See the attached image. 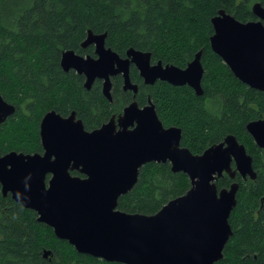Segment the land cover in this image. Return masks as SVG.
<instances>
[{
	"label": "trees",
	"instance_id": "16d2710c",
	"mask_svg": "<svg viewBox=\"0 0 264 264\" xmlns=\"http://www.w3.org/2000/svg\"><path fill=\"white\" fill-rule=\"evenodd\" d=\"M264 0H0V94L15 111L0 123V153L40 152L38 123L50 108L74 109L88 129L99 127L130 99L113 81L112 101L100 81L89 89L81 74L60 66L63 50L93 56L82 48L87 31L106 32L105 46L123 56L129 47L149 51L159 59L184 67L202 50L203 93L187 85L158 81L149 87L159 118L181 128V144L201 153L232 133L252 154L254 179L239 175L237 203L229 216L232 234L223 257L214 264H264V147L247 132L246 123L264 117V92L238 80L209 46L210 18L224 9L241 21L254 19L251 4ZM227 174L216 185L227 187ZM190 186L188 176L168 162H148L139 168L134 186L118 198L117 208L153 214ZM0 264H122L77 252L57 238L0 188Z\"/></svg>",
	"mask_w": 264,
	"mask_h": 264
},
{
	"label": "water",
	"instance_id": "95a60500",
	"mask_svg": "<svg viewBox=\"0 0 264 264\" xmlns=\"http://www.w3.org/2000/svg\"><path fill=\"white\" fill-rule=\"evenodd\" d=\"M255 19L241 21L224 9L210 18V49L233 75L264 92V6L251 4ZM106 32L87 31L81 46H94V56L63 50L60 66L85 77L89 89L102 80V94L111 100V76L122 74L123 89L137 87L129 78L133 63L145 83L157 79L174 86L187 85L203 93L202 50L184 67L158 60L150 64L149 51L129 47L121 57L105 46ZM15 106L0 94V123ZM245 128L257 147H264V118L249 120ZM42 153L10 150L0 153V188L3 195L37 214V220L74 249L122 264H214L232 234L229 216L237 203L239 182L217 188L227 174L256 177L253 158L236 135L229 133L201 153L180 145L181 129L164 127L154 106L139 108L136 101L93 130H85L72 112L62 117L46 112L39 123ZM148 162H168L172 171L190 181L181 195L168 200L153 214L117 208L118 198L136 183L139 168ZM76 170L80 174H71ZM47 174H50L46 180Z\"/></svg>",
	"mask_w": 264,
	"mask_h": 264
},
{
	"label": "flooded vegetation",
	"instance_id": "af4514ba",
	"mask_svg": "<svg viewBox=\"0 0 264 264\" xmlns=\"http://www.w3.org/2000/svg\"><path fill=\"white\" fill-rule=\"evenodd\" d=\"M89 46V45H88ZM93 46V45H92ZM87 47V46H86ZM86 47H82L83 49L84 48H86ZM86 55H89V54H85V55H82V56H86ZM93 56H94V46H93ZM121 56V55H120ZM125 56V53H124V55L123 56H121V57H124ZM159 59H152V57L150 56V64L151 65H154L157 61H158ZM161 61V60H160ZM161 63H162V65L164 66L165 64H167V63H165V62H162L161 61ZM72 70H74V69H72ZM75 71V70H74ZM76 72V71H75ZM76 73H78V72H76ZM78 74H81L82 76H83V78H84V81H85V77H84V75L82 74V73H78ZM119 79V83L118 84H120V88L122 89V90H124V91H126L125 89H123V78H122V74H116V75H113V76H111V89H112V85H113V81L115 80V79ZM129 78H130V81L132 82V84H135L136 85V87H137V89H136V91L134 92L132 89H127V91H129L130 92V99H129V101L126 103V104H124L123 106H122V108L119 110V111H117V112H114V113H112V114H110V116L105 120V122L106 121H108L109 119H110V117L111 116H115V118L117 117V115L118 114H120L121 112H122V110H123V108L127 105V104H129L131 101H136L137 102V105H138V107L139 108H142V107H144L145 105H147L149 102L150 103H152L153 104V106H154V109H155V112H156V114H157V116H158V113H157V110H156V106H155V102L153 101V99H152V97H151V93H150V91H149V87H152L156 82H158V81H162V80H160V79H157L156 81H154L153 83H145L144 82V79H143V77H141L140 76V74H139V70L137 69V67H136V65L135 64H133V63H130V65H129ZM100 81V83H101V88H102V80L101 79H95L94 81ZM84 81H83V86H84ZM93 81V82H94ZM168 83V82H167ZM111 89H110V93H111ZM192 89V88H191ZM193 90V89H192ZM104 96V95H103ZM105 97V96H104ZM107 99V98H106ZM108 100V99H107ZM113 99H112V94H111V100H108V101H112ZM50 110H53V111H55L57 114H59L60 116H62V117H67L68 115H70L72 112H74L75 113V119H79V120H81V122H82V124H83V121H82V119L77 115V113H76V111L74 110V109H70V110H68V111H66V112H63V113H61V112H59V111H57L55 108H50V109H48L47 111H45L42 115H41V118H42V116L46 113V112H48V111H50ZM41 118H40V120H41ZM158 118H159V116H158ZM259 118V117H258ZM264 118V117H263ZM40 120H39V123H40ZM159 120L161 121V119L159 118ZM39 123H38V135H39ZM102 123H104V122H102ZM161 123L163 124V126L164 127H169V126H177V125H174V124H164L162 121H161ZM83 127H84V129L85 130H88V131H90V130H93V129H88V128H86L85 126H84V124H83ZM177 127H179V126H177ZM97 128V127H96ZM180 128V127H179ZM95 129V128H94ZM181 129V128H180ZM39 140H40V137H39ZM40 145H41V142H40ZM180 145L181 146H183V147H186V146H184V145H182L181 144V138H180ZM42 146H41V151H40V153H42ZM193 153V152H192ZM194 154H196V153H194ZM70 173L71 174H80L79 172H77L76 170H71L70 171ZM49 176H50V174H47V176H46V180H48V178H49ZM237 176V175H236ZM235 176V177H236ZM241 177V176H240ZM242 178V177H241ZM243 179V178H242ZM246 179H250V178H246ZM246 179H243V180H246ZM233 180H235V178L234 179H231V182L233 181ZM229 186V185H228ZM227 186V187H228ZM222 186H217V188L218 189H220Z\"/></svg>",
	"mask_w": 264,
	"mask_h": 264
},
{
	"label": "rangeland",
	"instance_id": "374dc122",
	"mask_svg": "<svg viewBox=\"0 0 264 264\" xmlns=\"http://www.w3.org/2000/svg\"><path fill=\"white\" fill-rule=\"evenodd\" d=\"M255 19V18H254ZM254 142V141H253ZM245 146H246V144H245ZM247 148V147H246ZM251 154V153H250ZM252 155V154H251ZM253 156V155H252Z\"/></svg>",
	"mask_w": 264,
	"mask_h": 264
}]
</instances>
